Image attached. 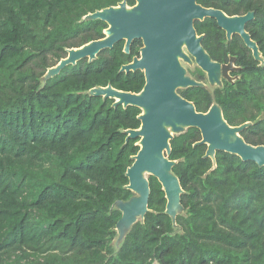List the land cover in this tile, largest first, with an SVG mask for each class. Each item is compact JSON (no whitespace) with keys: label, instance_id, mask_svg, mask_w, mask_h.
Wrapping results in <instances>:
<instances>
[{"label":"trees","instance_id":"obj_1","mask_svg":"<svg viewBox=\"0 0 264 264\" xmlns=\"http://www.w3.org/2000/svg\"><path fill=\"white\" fill-rule=\"evenodd\" d=\"M119 1L0 0V264H264V166L217 151L212 168L206 146L194 145L195 128L171 140L172 170L184 190L178 227L149 176V211L116 251L120 212L111 205L132 195L125 171L139 147L137 139L125 142L124 130L139 127L140 109L87 91L111 84L139 92L143 72L119 69L140 41L129 54L118 41L91 62L41 78L67 48L104 36L106 23L82 20L85 14ZM198 1L228 14L253 10L247 30L264 57V0ZM205 30L202 45L213 59L239 50L244 67L215 102L230 125L251 121L241 136L264 145V67L240 50L238 37L225 44L214 20L206 19ZM179 93L198 111L211 103L201 87Z\"/></svg>","mask_w":264,"mask_h":264},{"label":"water","instance_id":"obj_2","mask_svg":"<svg viewBox=\"0 0 264 264\" xmlns=\"http://www.w3.org/2000/svg\"><path fill=\"white\" fill-rule=\"evenodd\" d=\"M128 5L121 0L85 14L82 20L100 19L107 27L104 36L90 40L80 46L66 49L59 61L46 69L41 80L59 74L68 65L81 59L88 62L97 58L104 49H109L118 41H123V52L130 53L131 44L140 40L139 55L121 65L120 72L140 70L144 74V85L139 92L124 91L111 84L95 86L87 91L90 96H101L114 100L113 106H135L140 109L137 128L124 130L125 142L137 139L138 151L130 158L132 163L125 175L128 183L124 186L132 195L115 200L111 208L120 212L115 223L116 236L113 245L119 250L124 238L137 221H143L149 211V176H154L161 185L165 197L164 212L170 217L172 226L177 228L176 217L184 213L181 195L184 190L172 168L177 160L170 159L171 140L190 128L200 133L194 145H205V158L216 166L215 154L224 151L237 155L242 161H253L264 166V145L251 144L241 131L251 125L245 121L230 125L224 118L222 109L212 101L206 111H198L194 103L178 92L188 87L210 89L221 85V75L230 79L231 65L221 64L211 59L201 44L203 35H197L193 21L206 17L216 21L225 31L227 39L237 34L251 51L253 59L264 67V57L246 31L245 25L253 16V11L228 15L221 9L206 7L197 0H134ZM232 61V58H231ZM183 63H193L205 73L207 84L191 77Z\"/></svg>","mask_w":264,"mask_h":264},{"label":"flooded vegetation","instance_id":"obj_3","mask_svg":"<svg viewBox=\"0 0 264 264\" xmlns=\"http://www.w3.org/2000/svg\"><path fill=\"white\" fill-rule=\"evenodd\" d=\"M197 2L198 3H200L201 5H203L201 2H199L198 0H197ZM204 6V5H203ZM207 7V6H206ZM214 8V7H213ZM216 9H219V8H216ZM222 10V9H221ZM223 11V10H222ZM249 11H253V10H249ZM225 12V11H224ZM248 12V11H247ZM254 12V11H253ZM226 13V12H225ZM246 13V12H245ZM226 14H228V13H226ZM239 14H244V13H239ZM228 15H234V14H228ZM208 17H206V18H204V19H202V20H199V19H195L194 21H193V26H194V29H195V31H196V33H197V35H203V38H202V40L205 38V36H206V30H205V21H206V19H207ZM253 18H254V16H253ZM253 18L250 20V21H252L253 20ZM210 19H212V18H210ZM212 20H214V19H212ZM215 21V20H214ZM249 21V22H250ZM216 22V21H215ZM249 22H247L246 23V25H245V29H246V31L249 33V31L247 30V25H248V23ZM217 24V23H216ZM217 27L219 28V26L217 25ZM223 33H224V38H225V40H224V43L225 44H228L229 43V41H231L234 37H238L239 39H240V41H241V44L239 45V48H240V50H243V51H245L246 53L249 51L250 53H251V51L245 46V44L243 43V41H242V39L240 38V36L239 35H237V34H232L231 35V37H230V39H227V37H226V35H225V31L224 30H222L221 28H219ZM198 30H201V32L199 33L198 32ZM250 34V33H249ZM251 36V35H250ZM252 38V37H251ZM202 40H201V44H202ZM236 40V39H235ZM234 40V41H235ZM140 41V40H139ZM255 41V40H254ZM256 42V41H255ZM257 43V42H256ZM133 44V43H132ZM132 44H131V46H132ZM233 44H234V42H233ZM142 45V43H141V41H140V45H139V47H138V54L137 55H135V56H138L139 55V48H140V46ZM241 45H243L244 47H246L247 49H248V51L244 48V47H242ZM258 45V44H257ZM203 46V45H202ZM259 47V46H258ZM204 48V47H203ZM131 49V48H130ZM205 49V48H204ZM206 50V49H205ZM206 52H207V50H206ZM208 53V52H207ZM209 54V53H208ZM248 54V53H247ZM210 55V54H209ZM252 55V54H251ZM211 57V56H210ZM231 58H232V61H231ZM211 59L212 60H214V61H217V62H219V63H221V64H230L231 65V67L233 68L232 70H228V75H229V78L230 79H227V78H224L222 75H221V85L220 86H215V87H213V88H210V89H205V90H207L208 92H209V95H210V97H211V103H212V101H214L215 102V92L217 91V90H219V89H222L223 90V88L224 87H226V86H228V85H234L240 78H241V75H242V69L244 68L243 67V63H242V60H241V58H240V54H239V50H235L234 49V51L233 52H231V51H228V52H226V56H225V60L224 61H219V60H215V59H213L212 57H211ZM255 61V60H254ZM194 64V63H193ZM192 64V65H193ZM183 65H184V67L186 68V70H187V72H188V67L189 66H191V65H188V63H183ZM197 68H198V72L199 73H196V74H192V72H190L191 74H189L191 77H193V78H195L196 80H200V81H203L204 83H206L207 84V78H206V75H205V73L204 72H202L201 70H200V68L197 66ZM188 88H190V87H188ZM185 89H187V88H185ZM204 89V88H203ZM179 90H184V89H179ZM179 90H178V92H179ZM180 95H181V93H179ZM182 96V95H181ZM185 98V97H184ZM210 103V104H211ZM210 104H209V106H210ZM208 106V107H209ZM208 109V108H207ZM206 109V110H207ZM205 110V111H206Z\"/></svg>","mask_w":264,"mask_h":264},{"label":"rangeland","instance_id":"obj_4","mask_svg":"<svg viewBox=\"0 0 264 264\" xmlns=\"http://www.w3.org/2000/svg\"><path fill=\"white\" fill-rule=\"evenodd\" d=\"M190 72H192V74L199 73L198 68L195 64L188 67V73L191 74ZM136 143H138V140L136 141ZM154 264H157V263L154 262Z\"/></svg>","mask_w":264,"mask_h":264}]
</instances>
